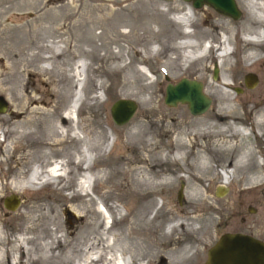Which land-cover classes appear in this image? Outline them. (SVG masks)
Here are the masks:
<instances>
[{
  "label": "rangeland",
  "instance_id": "1",
  "mask_svg": "<svg viewBox=\"0 0 264 264\" xmlns=\"http://www.w3.org/2000/svg\"><path fill=\"white\" fill-rule=\"evenodd\" d=\"M234 2L240 12L236 19L208 5L193 8L190 2L182 0H0V57H4L0 64L14 70L13 76L8 75L7 89L0 91V101L5 103V110L0 112V126L12 128L22 119L23 108L28 112L36 108L37 111L63 113L74 92L80 93L81 64L84 62L87 82L83 85L77 109L78 125L83 132L79 134H84L88 144L101 142L104 147L96 152L89 169L96 176L94 188L86 196L68 199L77 191L78 178L86 174L88 185L91 177L72 163L73 153L80 146L77 140L68 135L61 141L46 142L40 130L20 137L11 132L5 136L0 133V182L10 180L15 172L27 176L37 165L40 169L48 168L52 160L67 159V167L71 169L65 185L60 181L58 185L41 188L37 184L33 188L25 185L18 190H7L8 193L4 191L0 197V218L7 224L11 239L19 235V221L13 219L15 212L32 207L36 214L38 206H55L62 226L73 231L82 223L73 216H80L84 205L90 208L88 200L92 199L99 215L107 221L111 218L105 206L113 209L110 211L114 243L127 247L125 253H132V260L137 263L202 264L207 247L225 231L243 232L264 240V134L262 138L255 135L252 125L258 107L248 102L250 95L264 87V44L245 41L242 30L247 18L246 0ZM186 3L195 11L194 21L189 28H183L190 32L188 38L199 44L211 41L216 47L221 35L225 34L224 29H230L226 45L230 44L233 52L228 64H219L216 54L221 48L216 47L207 60L193 62L184 69L179 67L178 57L182 51L177 47L185 38L181 24L173 19L184 12ZM123 31L135 34L136 39L122 35ZM4 46L16 53L15 56L6 60ZM154 48L156 52L152 51ZM248 48L260 57L251 67L243 66ZM48 52L53 53L51 58L46 57ZM117 53L121 54L119 58H115ZM214 66L217 68L215 78L212 77ZM77 70L79 73L74 76ZM223 72L227 75V86L219 83ZM246 73L256 76L257 81L251 88L244 86ZM181 77L202 83L203 92L211 100L202 114L191 115L184 104L169 107L163 103L166 83H174ZM224 92L230 100L232 98L230 110L237 117L211 118L226 111L227 103L221 97ZM27 97L31 101H27ZM121 97L134 100L137 107L126 123L116 125L109 107ZM66 123L71 124L70 121ZM226 124L237 125L239 130L246 132L247 135H234L232 142H242L244 148L253 151L252 166L240 169L228 183H224L223 170L231 169L236 153L220 150L222 136L189 135L190 131L212 125L224 128ZM138 129V140L127 136L129 131ZM176 138L188 141L184 150L177 147ZM175 151L184 152L183 158H174ZM155 152L160 159L153 157ZM199 154L207 159L208 172L199 174L193 170ZM17 160L19 163L15 164ZM257 163L261 164L260 180L257 187H251L249 178ZM118 169H127L129 174L118 172ZM195 173L202 179L198 194L192 184ZM132 174L148 175L154 184L134 186ZM167 178L170 185L157 183ZM218 188L224 190L223 195L216 194ZM10 194L19 198L15 210H7L2 204V198ZM147 200L153 204L141 216L140 205ZM99 215L89 216L97 221ZM131 220L135 224L143 223L139 228L144 234L137 235L139 242L130 247L125 246L121 238L130 234L125 224ZM45 223L46 220L38 221L40 226ZM93 232L80 234L76 240L71 239L74 235L68 239L79 246L90 238L96 242V237L100 243L112 239L107 233L100 235L99 229ZM145 233L149 247L141 243ZM63 247L59 245L54 250L56 256L47 264H70L81 257V252L68 253L70 250ZM75 247L74 244L72 249Z\"/></svg>",
  "mask_w": 264,
  "mask_h": 264
},
{
  "label": "bare ground",
  "instance_id": "2",
  "mask_svg": "<svg viewBox=\"0 0 264 264\" xmlns=\"http://www.w3.org/2000/svg\"><path fill=\"white\" fill-rule=\"evenodd\" d=\"M244 8L247 12V18L243 22V30H242V34H244L245 36V41L252 43V44L254 43L264 44V39L262 38L263 37L262 35H264V0H246ZM194 14H195L194 9H192V7L188 3H186L184 5V12H182L179 16L175 17L173 20L180 23L182 29L183 28L186 29V28H189L191 23L194 21L193 20ZM229 31L230 29H224L223 32L225 34L221 35L219 39V43L216 46L217 49L221 48L220 53L216 54L217 57L220 59L219 64L229 63L228 58L231 53H227L224 51V42L226 41L227 43H229V38H228ZM128 33L129 32L127 31L121 32L122 35H127L133 40L136 39L135 34H130V33L128 34ZM183 33H184L185 40L182 41L180 45L177 47L179 50L183 52V53L181 52V54L178 57L180 59L179 67L184 69L188 65H191V63L193 62L205 61L209 57L210 52L214 48L216 50V47H214V45H211L210 43L211 41L207 42L208 43L207 45L199 44L196 41L188 38V37H191V35L189 34L190 32L188 30L185 32V30L183 29ZM7 48L5 46L3 47L4 53L6 54V60L8 58L14 57L16 54V53L15 54L11 53ZM252 48H248V52L245 56V59H244L245 64H243V66L245 67L246 66L251 67L255 63V61L260 58L257 56V54L254 51L251 50ZM123 51H127V50L124 49ZM152 51L156 52L157 49L154 48L152 49ZM52 56H53V53L48 52V56L46 57L51 58ZM120 56L121 54L117 53L115 58H119ZM2 59H4V57L1 56L0 61ZM50 64H51V61H50ZM75 65H76L75 67L79 66L78 64H75ZM125 65L126 64H124L123 66ZM81 66H82L83 78H81L82 82L80 83V86H79L80 93L78 94L77 90L74 92L68 107L63 113L57 114L53 112H46L43 110L37 111L36 108H33V109L31 108L32 110L28 112L26 108H23V110H21L20 112L23 114L22 119L15 122L12 125V128L8 130V128L5 129L0 126V133L3 136L9 135V133L11 132L20 137V136H25V135H31L35 131L40 130V134L44 137L43 140L46 142L49 140L61 141V140H64L65 137L70 135L80 143L79 148L76 149V151H74L73 153L72 163L75 164L80 169H83L85 173H89L91 177L87 185L85 182L87 181L88 176L86 174L82 175L81 180L78 181L76 193L69 196L68 199L72 198L73 196H77V195L86 196L88 195V192H90L94 188L96 176L94 177L93 174L90 173L89 169L95 161L96 152L99 153L104 149L103 145H101V142L88 144V141L85 142L84 134H81V135L79 134L83 132L80 131L81 126L79 127L78 125L79 120L77 117V109L80 105L81 96L83 95L82 93L83 85H85L87 82V75H86L87 64L83 62ZM51 67L52 66L50 65V69H52ZM13 71L9 69L8 65L6 66L3 63L0 64V91H4L5 89H7L6 84H9L8 75L13 76ZM16 72L17 71H15V73ZM78 73L79 72L77 70L74 76H77ZM219 83H221V85L223 86H227L229 83L227 81V75L224 72L221 74ZM205 90L206 92L209 91L208 89H205ZM221 95H222L221 96L222 99L227 103L224 106L226 111L224 113L214 114L212 115L211 118H217L219 120L231 119V118L233 119V117L236 118L237 116H235L233 111L230 110L231 108H230L229 102L232 100V98L230 100L226 92L222 93ZM250 96H249L248 102L258 107V109H256L257 110L256 117H255L256 119L254 120L252 129L258 138H262L264 134V87L259 88L256 92H254V94ZM25 98H26V95H25ZM28 100L31 101L29 97H27V101ZM67 121L68 122L70 121L71 124L68 125L66 123ZM204 133L212 134L214 136H222V141L220 140V144H219L220 150L236 153V158L233 160V163L230 164L231 169L223 170L225 172V180H226V182L224 183H228L229 181H231L234 174L237 173L240 169H245L247 167L250 168V166H252L250 162L251 154L253 152L252 149L249 147L244 148V145L242 144V142H235V143L232 142V138L234 135L235 136L236 135L237 136L247 135L246 132H242L241 129L239 130V127L237 125L233 126V125L226 124L224 125V128H216L212 125L208 128H203V129H199L196 131H190L189 135H192L194 137L195 135H201ZM138 135H140L139 129L134 130L132 132L129 131L127 133V136L133 139V141L135 140L134 138H136ZM183 135H186V134L184 133ZM108 144H109V141H107L106 146ZM187 144H188V141L186 139L182 141V138H178V139L176 138V145L177 147H180L182 150H184V147ZM157 153L155 152L152 155L154 158L157 159L159 157L160 159V156ZM183 153L184 152L175 151L173 157L176 158L177 160H180L181 157L183 156ZM68 161L69 160L67 159H62L61 161L60 160L49 161L48 168H45V169H40L39 167L41 166L37 165L31 169V171L29 172L27 176L23 175L20 172H15V174L10 178V180L6 182H0V197L2 196L5 190L6 192L7 190H12V191L15 189L18 190L25 185L28 186L29 188H33V186L37 184L36 186L41 188L46 185H54V184L56 185L60 181H64V185H65V183L69 180V174L71 172L70 171L71 169L67 167ZM16 163L18 164L19 161L18 160L15 161V164ZM208 165L209 164H208L207 159L203 155L199 154V160L195 162L192 167L195 172L200 174V172H203V171L206 172L209 169ZM260 169H261V164L257 163V166L253 168L251 177L249 178V184L251 187L258 186L259 180H260V176H259ZM117 171L124 173L126 175L129 174V172H127L128 171L127 169L125 170L118 169ZM199 174L197 175L195 173V175L192 176V184L194 186V192L196 194L199 193V190H200L199 183L202 180ZM130 176H131V183L134 186L135 185L151 186L154 184L149 179L148 175L145 176L144 174H140V175L135 176L132 174ZM157 183L169 184L170 181H168V178H167V179H161ZM101 203L103 204L104 201H101ZM81 204L84 205L83 203ZM88 204L90 208H85V205H84L83 206L84 209L83 211H81L80 216L72 215L73 219H75L78 222H82L80 226H77L75 229H73V231L68 230L67 228L62 226V224L58 220V215H57L55 206H47V205L38 206L36 209L37 211L36 214L33 213L32 207L31 209H24L23 211L21 210V212H18V213L15 212L13 219L19 221V235L12 239L9 237V233H7L9 231L7 228V224L6 223L4 224L2 222L3 220H1L0 218V264H47V263H50L51 258H54L56 256V254H54V250L58 248L59 245L60 246L64 245L63 247L64 250L66 249L70 250L68 251V253L71 251L77 252V253L81 252V255H80L81 257H79L78 259L75 260V262L73 261L70 264H142V262L137 263V261L132 260V257H133L131 256L132 253L131 254H129L128 252H127L128 254L125 253L127 247L123 248L122 246L119 247L115 245L114 243L115 235L113 234V231L111 230L112 225L114 224L113 218L111 215V211L113 209L111 210L110 206L108 205L105 206V208L110 213L111 221L109 222L106 219H104L101 215H99L100 212L95 207L96 205L95 201H93L92 199H89ZM152 204L153 203L151 200H147L146 202H143L139 208L140 215L143 216V214L147 211V209ZM88 214L89 215L98 214L100 218L98 217V220L95 221L96 219L94 220ZM123 216L124 215L120 216L118 220H120ZM39 220H46L47 224L45 223L46 225L40 226L41 224L40 225L38 224ZM132 220L125 224V229L126 230L128 229L130 231L129 232L130 234H127L125 237L121 238V240L125 242V246L126 244H128L130 247L134 243L139 242V239H138L139 237L137 238V235L144 234V231L142 233L141 232L142 230H140L139 228L143 226L141 225L143 223L135 224L133 223L134 221ZM94 229H99L100 235L103 234L104 236V234L106 233L110 235L112 237L111 241L108 243L106 242L100 243L99 239L97 240V238L95 237L96 242L93 241L92 238H90L89 241H86L85 243H80V246H79L77 243H75V241H71L70 239H68L74 235V239L73 238L71 239L76 240L78 239L80 234L92 233ZM29 234H32V235H29ZM146 235L147 234L145 233V237L141 236L142 237L141 243L143 242L146 247H149L150 241ZM74 244L76 245V247L72 249ZM137 260H139V258H137ZM143 264H146V262H144Z\"/></svg>",
  "mask_w": 264,
  "mask_h": 264
},
{
  "label": "water",
  "instance_id": "3",
  "mask_svg": "<svg viewBox=\"0 0 264 264\" xmlns=\"http://www.w3.org/2000/svg\"><path fill=\"white\" fill-rule=\"evenodd\" d=\"M190 2L193 8L203 4L210 6L220 14L233 19L239 17V10L234 0H182ZM217 75L214 66L212 77ZM167 80V77H165ZM257 79L253 73H246L243 77L244 86L251 88ZM200 81L186 77L179 78L176 82H167L164 87L163 103L174 107L184 104L191 115L203 113L210 104V98L203 92ZM239 92V89H235ZM137 104L128 98H118L109 107V114L116 125L126 123L134 114ZM5 110V103L0 101V112ZM218 188L217 195H223V190ZM180 191H178V198ZM2 204L7 210H15L19 205V198L10 194L2 199ZM202 264H264V240L251 234L238 231H225L206 249Z\"/></svg>",
  "mask_w": 264,
  "mask_h": 264
},
{
  "label": "flooded vegetation",
  "instance_id": "4",
  "mask_svg": "<svg viewBox=\"0 0 264 264\" xmlns=\"http://www.w3.org/2000/svg\"><path fill=\"white\" fill-rule=\"evenodd\" d=\"M219 236V235H218ZM206 252V251H205Z\"/></svg>",
  "mask_w": 264,
  "mask_h": 264
}]
</instances>
